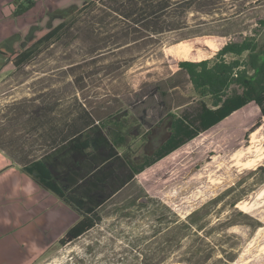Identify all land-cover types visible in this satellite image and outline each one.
I'll return each instance as SVG.
<instances>
[{
    "label": "rangeland",
    "instance_id": "374dc122",
    "mask_svg": "<svg viewBox=\"0 0 264 264\" xmlns=\"http://www.w3.org/2000/svg\"><path fill=\"white\" fill-rule=\"evenodd\" d=\"M35 1L14 18L16 1L0 0L4 54L32 28L75 23L19 69L0 55V264H264V116L255 103L126 187L66 246L77 213L22 171L79 132L72 125L86 113L102 123L146 110L148 128L192 103L179 63L247 36L264 43V0ZM104 132L113 139L116 129Z\"/></svg>",
    "mask_w": 264,
    "mask_h": 264
},
{
    "label": "trees",
    "instance_id": "16d2710c",
    "mask_svg": "<svg viewBox=\"0 0 264 264\" xmlns=\"http://www.w3.org/2000/svg\"><path fill=\"white\" fill-rule=\"evenodd\" d=\"M14 1H16L13 2L15 9L12 15L14 18L24 15L36 4L35 0ZM58 11L65 12V9ZM73 23L75 21H62L58 26L48 28V31L43 34H40V29L32 28L26 44L18 46V43L15 42L16 40L13 39V48H11L10 54H4V50H2L3 52L0 51V53L6 58H10L14 67L19 69L33 61L42 52V46L51 45L60 40L70 30ZM261 23L264 25V21ZM229 56L232 58L228 59ZM263 57L264 43H259L255 36H247L242 41L227 43L213 58L202 61H181L179 63V71L187 75L197 99H194L191 104L178 113L169 112L160 121L159 126H169L168 131L163 136L164 143L162 146H164V149H160L154 158L144 161L130 174H127L124 184L119 185L117 190L112 189V191L121 190L136 174L144 172L147 168L155 165L183 145L220 124L233 113L232 117H230L231 120L233 117L246 114L248 111L246 106L251 103H255L264 116ZM173 87H176V85ZM167 91L162 89L163 94H166ZM103 122L104 125L102 124L101 127L95 126L90 130L98 136L86 139L87 134L85 132L77 134L59 148L42 158L29 162L22 168V171L30 176L41 188L79 213V221L70 227L60 240V244L63 246L79 240L93 230L98 224L97 209L114 195V193L109 191L103 198H96L94 202L91 201L90 205L82 203L77 206L72 201V196L68 194L65 186L59 182L58 176L57 167L61 163L70 165V156L73 153L80 152L84 154L88 149L98 145L101 148V152L98 155V159L92 158L95 166L89 169L87 173L91 174L90 180L97 178L101 174L104 176L103 185H111L110 177L112 175L107 171L108 164L95 170L96 167L102 165L114 155L113 151L109 150L111 143L102 134V129L114 126L117 130V133H115L117 137L118 132H121L124 128L132 127L131 123L134 122V118L130 120L125 114L118 120L109 118ZM125 142L126 139H123L122 142H118V145ZM165 146H167L166 149ZM59 155H65L68 158L59 161L57 159ZM88 156L90 158L93 157L91 154H88Z\"/></svg>",
    "mask_w": 264,
    "mask_h": 264
},
{
    "label": "crops",
    "instance_id": "0c3cea01",
    "mask_svg": "<svg viewBox=\"0 0 264 264\" xmlns=\"http://www.w3.org/2000/svg\"><path fill=\"white\" fill-rule=\"evenodd\" d=\"M184 108H182L180 111H182ZM153 110L154 109L152 108L151 111ZM180 111H174L172 108L170 109L168 108L166 110V113H164L160 118L158 119L156 118L157 121L151 124L150 127L146 128L145 124L143 123V117H142L144 114H146V110H143L142 115L139 118H134V122L131 123V126L133 127L136 126V128L138 127L143 128V130L140 129L139 132L134 137L129 136L128 133L131 132L129 128H124L125 130L123 129L121 132H118L117 137H116L117 134H115L113 139L107 136V134H105L104 132V129H102L104 136L111 143L109 150H112L114 155L111 156L106 162L102 163V165L96 167L95 170H97L99 167L104 166L106 164L109 165L107 171L108 173L112 175L110 177L111 185L109 186L103 185V182H102L104 179L103 175L100 174L99 176H97V178H93L90 180L91 174L87 173L89 169L95 166L93 165L95 163L93 162L92 158L98 159V155L101 152V148L98 145L93 146L91 149H88L84 154L80 152L73 153L70 156V159H71L69 163L70 165H65L64 163L59 164V166L57 167L59 182L65 186V189L68 192V194L72 196L71 197L72 201L77 206L78 205L80 206V204L82 203H87L90 205L91 201L94 202L96 198H103L104 195L108 193L109 191L114 193L113 197H111L110 199L108 198L107 201L97 209L98 211L99 209H101V207L107 204L115 196L120 194L126 187L130 186L137 179H140V181H143L142 177L144 175H147L148 173H150L160 164L165 163L166 161L170 160L180 150L190 145L193 141H195L197 138H199L204 133L220 126L221 123H223L224 121L232 117V115L234 114L233 113L230 117L225 119L220 124L214 126L210 130L202 133L200 136H198L194 140L183 145L178 150L174 151L173 153H171L164 159L157 162L155 165L147 168L144 172L136 174L129 183L124 185V187L121 190L113 192L112 189L117 190L119 188V185L124 184L125 177L127 174H130L134 169L137 168V166H140L144 161H149L152 158H154L155 155L158 154L160 149H164V146H162V144L164 143L163 136L168 131L169 126L168 125L166 127L164 125L159 126L160 121L163 120L169 112L178 113ZM85 117H86L85 120H81L80 122H78V124H73L72 128H73V132L75 130L79 131L75 135L85 132V134H87L85 138L90 139L96 136L94 132L90 131L91 128L95 126L101 127L102 124L104 125V122L94 123L95 116L93 113H90V114L86 113ZM109 127H112V126H109ZM75 135H73V137ZM72 138H69V139H72ZM128 138H130V141H128ZM123 139H126V142L124 144L121 143V145H118V142H122ZM166 148L167 146H165V149ZM88 154H91L93 157L90 158ZM66 158H68V156H65V155L57 156V159L59 161H63V159H66ZM66 206L73 212H76L68 205ZM76 213L78 215V219L72 225H70L69 228L72 227L74 224H76L80 219L79 213L78 212Z\"/></svg>",
    "mask_w": 264,
    "mask_h": 264
},
{
    "label": "flooded vegetation",
    "instance_id": "af4514ba",
    "mask_svg": "<svg viewBox=\"0 0 264 264\" xmlns=\"http://www.w3.org/2000/svg\"><path fill=\"white\" fill-rule=\"evenodd\" d=\"M0 55H2V56H3V54H2V53H0Z\"/></svg>",
    "mask_w": 264,
    "mask_h": 264
}]
</instances>
